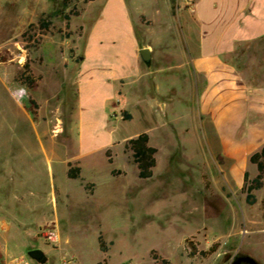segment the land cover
<instances>
[{"label": "rangeland", "instance_id": "374dc122", "mask_svg": "<svg viewBox=\"0 0 264 264\" xmlns=\"http://www.w3.org/2000/svg\"><path fill=\"white\" fill-rule=\"evenodd\" d=\"M108 3L0 0V264L32 248L46 252L45 264H59L67 251L79 264H158L153 251L168 264H230L239 252L264 264V185L248 203L244 173L257 175L251 154L227 153L209 136L184 52L200 34L195 23L187 26L191 8L172 0L171 16L167 0H112L107 16ZM128 5L134 19L143 11L155 21L152 28L138 23L139 33L154 38L163 62L146 66L132 86L115 82L121 95L106 107L91 100L83 112L77 80L88 33L97 24L104 47L126 51L114 27H124ZM72 9L79 14L68 25L64 14ZM26 63L36 78L31 88L20 78ZM174 63H183L180 72L159 73ZM142 132L158 148L148 179L125 149ZM80 156L81 176L68 177L67 163L79 165ZM215 243L208 257L199 253Z\"/></svg>", "mask_w": 264, "mask_h": 264}, {"label": "crops", "instance_id": "0c3cea01", "mask_svg": "<svg viewBox=\"0 0 264 264\" xmlns=\"http://www.w3.org/2000/svg\"><path fill=\"white\" fill-rule=\"evenodd\" d=\"M111 1L108 0L104 8V15L108 16ZM167 7L174 16L172 0H167ZM190 8L187 26L192 27L195 23L200 34L197 39L192 37L196 40L193 48L187 47L184 52L189 75L201 87L199 96L202 110L209 117V136L217 138L227 153L252 155L264 145V55H260L264 49V0H197ZM138 14L134 19L129 5L128 11L122 6L124 27H114L127 45L126 51L112 53L104 47L97 24L92 25L78 70V103L83 112L85 104L91 100L100 99L106 107V102L116 93L121 95L115 82H119L120 87L127 82L132 86L142 81L146 66H161L164 58L162 52H158L154 38L145 39V35L139 33L138 23L152 28L155 21L143 11ZM101 17L99 15L97 19ZM179 39L185 48L183 32L179 33ZM144 47L151 50V66L146 65L140 55V49ZM165 54L169 62L174 61L171 53ZM90 61L92 65L88 67ZM182 67L183 63H174L166 70L163 67L158 70L159 73L180 72ZM151 139L150 135V142ZM111 144L110 139L105 147ZM81 158L78 159L82 168ZM68 168L69 165L67 171Z\"/></svg>", "mask_w": 264, "mask_h": 264}, {"label": "trees", "instance_id": "16d2710c", "mask_svg": "<svg viewBox=\"0 0 264 264\" xmlns=\"http://www.w3.org/2000/svg\"><path fill=\"white\" fill-rule=\"evenodd\" d=\"M71 0H66L69 3ZM79 10L72 9L70 12L64 14L65 19L67 20V24H70V19L72 15H78ZM41 27L49 28L51 25V21L47 18L42 17L39 21ZM20 78L27 83L28 87H32L36 81V78L31 73L30 63L25 64V69L20 75ZM30 101L34 106H37V102L33 97H30ZM36 112V111H35ZM124 119H131L132 114L124 110L122 112ZM125 149L130 150L133 160L138 168V176L143 179H148L154 174V167L157 164V152L158 148L152 144H150V134L148 132H142L139 135L129 138L125 143ZM107 155L109 157V161L112 162L113 159L111 157V150H107ZM250 161L257 168V175L254 178H250L248 171L245 172L244 175V184L243 190L246 192V199L248 203L254 204L257 201V197L254 193L255 190L261 188L264 185V145L260 148V150L254 152L250 156ZM69 168L67 171L68 177L70 178H78L81 176V167L79 165H74L69 162ZM112 173L114 175L121 173L119 169H113ZM92 184H88L85 187L88 188ZM103 241L102 235L100 236V242ZM219 243L213 244L210 248L206 250H201L199 253L203 257H208L212 253L216 251ZM153 258L158 264H168V260L165 258H161L158 253L153 251Z\"/></svg>", "mask_w": 264, "mask_h": 264}, {"label": "built area", "instance_id": "2783aa9c", "mask_svg": "<svg viewBox=\"0 0 264 264\" xmlns=\"http://www.w3.org/2000/svg\"><path fill=\"white\" fill-rule=\"evenodd\" d=\"M196 1L197 0H183V3L188 7H192ZM33 261L35 260L27 254H19L5 258L1 264H33ZM59 264H79L78 257L74 252H63L59 259Z\"/></svg>", "mask_w": 264, "mask_h": 264}, {"label": "water", "instance_id": "95a60500", "mask_svg": "<svg viewBox=\"0 0 264 264\" xmlns=\"http://www.w3.org/2000/svg\"><path fill=\"white\" fill-rule=\"evenodd\" d=\"M140 55L144 63L148 66L152 64V55L151 50L149 47H144L140 49ZM27 255L30 256L33 260L45 264L48 260V256L46 252L42 248H32L27 251ZM247 260L255 263V264H262L253 256H248Z\"/></svg>", "mask_w": 264, "mask_h": 264}, {"label": "flooded vegetation", "instance_id": "af4514ba", "mask_svg": "<svg viewBox=\"0 0 264 264\" xmlns=\"http://www.w3.org/2000/svg\"><path fill=\"white\" fill-rule=\"evenodd\" d=\"M248 256H251V255L247 254V252H239L236 254V256L234 257V259L232 260V262L230 264H255V263L247 260ZM36 263L41 264L37 261H36Z\"/></svg>", "mask_w": 264, "mask_h": 264}]
</instances>
